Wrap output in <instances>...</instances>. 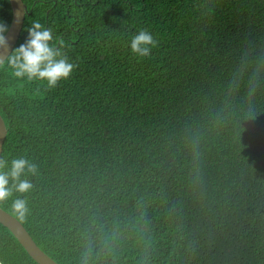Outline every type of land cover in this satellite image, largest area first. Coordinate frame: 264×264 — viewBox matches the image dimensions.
Returning a JSON list of instances; mask_svg holds the SVG:
<instances>
[{
	"label": "trees",
	"instance_id": "16d2710c",
	"mask_svg": "<svg viewBox=\"0 0 264 264\" xmlns=\"http://www.w3.org/2000/svg\"><path fill=\"white\" fill-rule=\"evenodd\" d=\"M22 2L12 50L38 19L76 68L48 88L0 63V158L37 165L0 207L58 264H264V0ZM0 264H37L2 224Z\"/></svg>",
	"mask_w": 264,
	"mask_h": 264
},
{
	"label": "clouds",
	"instance_id": "9594fccd",
	"mask_svg": "<svg viewBox=\"0 0 264 264\" xmlns=\"http://www.w3.org/2000/svg\"><path fill=\"white\" fill-rule=\"evenodd\" d=\"M9 28L6 23L0 21V49L8 48L6 33ZM27 38L6 56L7 66L12 75L21 81L40 82L48 88L57 87L62 81H66L72 75L76 65L70 60L65 51L66 42L54 35L53 29L47 27L38 19L31 21L27 28ZM159 44L152 32L148 29H140L130 35L127 45L137 58H150L153 49ZM28 174H37V165L29 159L20 156L10 161L0 158V201L12 198L13 193L27 194L32 188V182L26 177ZM12 207L21 216L27 212V198L17 196L12 199ZM112 239L111 234L105 237L104 244L107 247ZM86 250L84 264H89Z\"/></svg>",
	"mask_w": 264,
	"mask_h": 264
},
{
	"label": "water",
	"instance_id": "95a60500",
	"mask_svg": "<svg viewBox=\"0 0 264 264\" xmlns=\"http://www.w3.org/2000/svg\"><path fill=\"white\" fill-rule=\"evenodd\" d=\"M11 6V21L8 25V32L6 33L8 40V48L0 49V63L4 61L6 56L13 49L23 23L24 16L26 14V5L22 0H9ZM6 135V126L0 115V153L2 150L3 141ZM0 224L6 227L18 243L23 247L26 253L37 264H58L45 252H43L33 241L29 233L24 226L10 213L0 207Z\"/></svg>",
	"mask_w": 264,
	"mask_h": 264
}]
</instances>
